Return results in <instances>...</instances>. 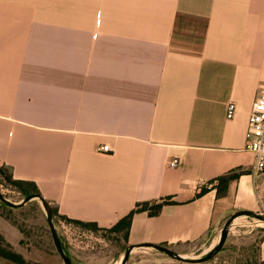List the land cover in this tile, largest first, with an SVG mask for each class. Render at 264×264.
<instances>
[{
	"label": "crops",
	"instance_id": "crops-1",
	"mask_svg": "<svg viewBox=\"0 0 264 264\" xmlns=\"http://www.w3.org/2000/svg\"><path fill=\"white\" fill-rule=\"evenodd\" d=\"M262 84L264 0H0V166L100 228L173 203L135 214L128 246L174 249L264 214L245 150Z\"/></svg>",
	"mask_w": 264,
	"mask_h": 264
},
{
	"label": "rangeland",
	"instance_id": "rangeland-1",
	"mask_svg": "<svg viewBox=\"0 0 264 264\" xmlns=\"http://www.w3.org/2000/svg\"><path fill=\"white\" fill-rule=\"evenodd\" d=\"M5 171L9 174L8 170ZM0 194L13 204H20L26 198L4 181L2 173ZM52 221L61 246L69 255L72 264H119L128 247L123 238V230L119 233L107 230L92 232L66 223L58 216L52 218ZM225 221L219 226L215 238L207 236L197 242L169 249L186 258L202 257L217 244ZM263 230L264 223L254 218L242 216L235 219L230 225L222 249L210 262L251 264L258 259L257 249ZM0 235L13 251L28 262L63 264L55 250L45 211L38 199H32L19 208L10 207L0 201ZM0 264L13 263L0 258ZM126 264L184 263L153 249L134 248Z\"/></svg>",
	"mask_w": 264,
	"mask_h": 264
},
{
	"label": "trees",
	"instance_id": "trees-1",
	"mask_svg": "<svg viewBox=\"0 0 264 264\" xmlns=\"http://www.w3.org/2000/svg\"><path fill=\"white\" fill-rule=\"evenodd\" d=\"M0 169H1L0 173H2L4 175V181L7 184H9L10 186H12L13 188H15L16 191L18 193H20L22 196H24V197H28L30 195L41 196L37 186L33 182L15 180L11 174L10 169H8L4 166H0ZM5 170H8L9 174ZM236 177H237L236 173L229 172V173L224 174V175H222V176H220L214 180L215 182H217L216 189H217V197L218 198L224 197V195L226 194L227 187H228L229 183L231 181L235 180ZM205 191H206V189L202 188L200 190V192L196 195V197L201 196ZM168 204H173V203L170 202L168 199H162L159 202L136 204L134 209H132L128 214H126L124 217H122L116 224H114L110 228H100L95 223L82 222L79 220L69 219L65 216L59 215L57 213L56 208L51 207V209H52L53 218L58 216L61 220H63L66 223L73 224L75 226L81 227L83 229H86V230H89L92 232L107 230V231L119 233L123 230L124 231L123 238L127 244V235H128L130 222L132 220V217L135 214L147 212V214L149 216H156L160 212L162 207L164 205H168ZM263 236H264V230H263ZM263 236H262V238H263ZM262 238H261V240H262ZM259 244H260V242H259ZM65 254L69 257V255L67 253H65ZM0 258L7 260L13 264H41V263H32V262L26 261L20 254H18L12 250L11 246L4 241V239L1 235H0ZM257 258L258 259L251 262V264H264V260H262L259 256V245H258V249H257Z\"/></svg>",
	"mask_w": 264,
	"mask_h": 264
},
{
	"label": "water",
	"instance_id": "water-1",
	"mask_svg": "<svg viewBox=\"0 0 264 264\" xmlns=\"http://www.w3.org/2000/svg\"><path fill=\"white\" fill-rule=\"evenodd\" d=\"M32 199H38L42 205L43 210L45 211V215H46V222L48 224L50 233H51V238H52V242L54 244L55 250L56 252L59 254L60 258L63 261V264H72V262L70 261L69 257L65 254L60 240L58 239L57 233L54 229L53 226V221H52V209L50 204L48 203V201H46L42 196H38V195H30L28 197H26L20 204H13L10 203L8 200H6L1 194H0V201L5 203L6 205L10 206V207H22L23 205H25L27 202H29ZM240 216H245V217H251L254 218L260 222L264 223V214L262 213H257V212H252V211H247V210H240L237 212H234L233 214H231L228 219L225 221V223L223 224V227L221 229V233L219 236V240L217 242V244L215 246H213V248H211L206 254H204L202 257H198V258H186L183 256H180L178 254H176L174 251L170 250L169 248L162 246V245H156V244H150V243H144V244H139L136 246H132L129 245L126 250L125 253L121 259V261L119 262V264H126L130 253L132 252V250L134 248H149V249H153L156 250L158 252L164 253L167 256H169L170 258H173L175 260H178L180 262L183 263H189V264H201L204 262H208L210 261L213 257H215L220 250L222 249L230 225L231 223L238 217Z\"/></svg>",
	"mask_w": 264,
	"mask_h": 264
},
{
	"label": "built area",
	"instance_id": "built-area-1",
	"mask_svg": "<svg viewBox=\"0 0 264 264\" xmlns=\"http://www.w3.org/2000/svg\"><path fill=\"white\" fill-rule=\"evenodd\" d=\"M235 113V104L229 103L226 108V119H232ZM247 131L248 140L245 145V150L254 157V170L261 172L264 170V84L257 90L256 98L247 120ZM99 150L109 152L110 148L104 145ZM177 165L178 162L176 160H172L168 164L172 168L177 167Z\"/></svg>",
	"mask_w": 264,
	"mask_h": 264
}]
</instances>
